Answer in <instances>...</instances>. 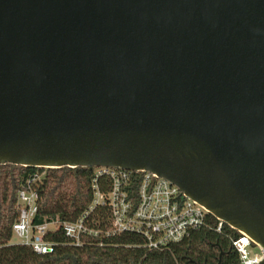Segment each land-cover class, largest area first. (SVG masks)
Returning a JSON list of instances; mask_svg holds the SVG:
<instances>
[{
	"label": "water",
	"instance_id": "95a60500",
	"mask_svg": "<svg viewBox=\"0 0 264 264\" xmlns=\"http://www.w3.org/2000/svg\"><path fill=\"white\" fill-rule=\"evenodd\" d=\"M3 165L151 171L264 264V0H0Z\"/></svg>",
	"mask_w": 264,
	"mask_h": 264
},
{
	"label": "trees",
	"instance_id": "16d2710c",
	"mask_svg": "<svg viewBox=\"0 0 264 264\" xmlns=\"http://www.w3.org/2000/svg\"><path fill=\"white\" fill-rule=\"evenodd\" d=\"M95 169L0 166V264H219L222 252L221 264H241L231 242L241 234L227 224L218 231L220 221L210 214L203 227L160 249L147 248L144 237L137 233L107 236L108 209L93 215L91 225L99 235L88 237L83 245L72 244L62 231L49 235L54 250L47 254H39L29 245L11 243L19 217V190L32 175L44 173L36 185L39 210L35 223L46 218L76 221L92 202Z\"/></svg>",
	"mask_w": 264,
	"mask_h": 264
},
{
	"label": "built area",
	"instance_id": "2783aa9c",
	"mask_svg": "<svg viewBox=\"0 0 264 264\" xmlns=\"http://www.w3.org/2000/svg\"><path fill=\"white\" fill-rule=\"evenodd\" d=\"M43 175H32L19 190V217L13 226L19 244L32 246L39 254L54 250V242L48 237L59 231L76 246L83 245L92 235H99L91 221L93 215L102 209L110 212V227L105 231L107 236L137 233L144 237L149 249H160L170 243L180 242L207 222L209 212L205 207L156 173L96 167L92 202L78 220L46 218L42 223H35L39 210L36 185ZM222 227L220 221L218 231ZM240 234L239 237H233L231 242L239 253L241 264H259L263 252L253 253L252 240L246 234Z\"/></svg>",
	"mask_w": 264,
	"mask_h": 264
},
{
	"label": "rangeland",
	"instance_id": "374dc122",
	"mask_svg": "<svg viewBox=\"0 0 264 264\" xmlns=\"http://www.w3.org/2000/svg\"><path fill=\"white\" fill-rule=\"evenodd\" d=\"M11 243L12 244H19L20 243V241L16 237V235L13 236ZM251 250L255 254H262V250L258 246L257 247H251Z\"/></svg>",
	"mask_w": 264,
	"mask_h": 264
}]
</instances>
